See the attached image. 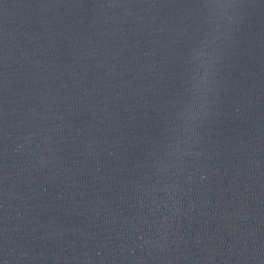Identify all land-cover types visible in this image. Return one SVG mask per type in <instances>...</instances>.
Wrapping results in <instances>:
<instances>
[{"label": "water", "instance_id": "water-1", "mask_svg": "<svg viewBox=\"0 0 264 264\" xmlns=\"http://www.w3.org/2000/svg\"><path fill=\"white\" fill-rule=\"evenodd\" d=\"M0 264H264V0H0Z\"/></svg>", "mask_w": 264, "mask_h": 264}]
</instances>
